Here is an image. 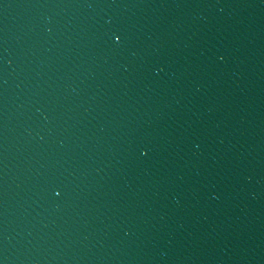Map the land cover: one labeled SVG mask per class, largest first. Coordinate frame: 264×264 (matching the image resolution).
I'll use <instances>...</instances> for the list:
<instances>
[{
  "label": "water",
  "instance_id": "1",
  "mask_svg": "<svg viewBox=\"0 0 264 264\" xmlns=\"http://www.w3.org/2000/svg\"><path fill=\"white\" fill-rule=\"evenodd\" d=\"M0 264H264V0H0Z\"/></svg>",
  "mask_w": 264,
  "mask_h": 264
}]
</instances>
